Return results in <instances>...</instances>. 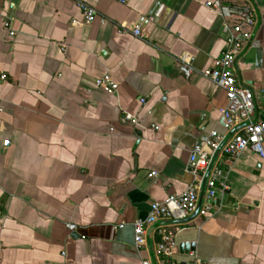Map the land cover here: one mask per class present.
Returning a JSON list of instances; mask_svg holds the SVG:
<instances>
[{"label": "crops", "instance_id": "1", "mask_svg": "<svg viewBox=\"0 0 264 264\" xmlns=\"http://www.w3.org/2000/svg\"><path fill=\"white\" fill-rule=\"evenodd\" d=\"M79 1L98 11L93 22ZM212 1L0 0V264H165L155 253L165 226L179 228L177 260L264 264V159L250 149L223 157L229 190L204 197L206 213L157 222L135 244L151 203L194 181L196 143L239 130L225 127V94L200 74L227 47ZM227 1L256 14L236 73L262 120L264 0ZM105 73L117 92L95 86Z\"/></svg>", "mask_w": 264, "mask_h": 264}, {"label": "built area", "instance_id": "2", "mask_svg": "<svg viewBox=\"0 0 264 264\" xmlns=\"http://www.w3.org/2000/svg\"><path fill=\"white\" fill-rule=\"evenodd\" d=\"M118 1L125 2V0ZM206 5L221 17L223 33L228 35V38L227 47L216 59L215 65L203 70L200 74L211 80L225 94L226 105L221 110L225 127L229 131L236 127H239V130L233 131L230 135L212 130L196 143L188 165L195 179L187 190L181 195L170 196L163 202L151 203L147 217L135 221V244L139 249L145 245L151 225L167 221L176 226L180 221L197 212L202 193L204 197L212 201L229 190L227 172L222 167L223 157L235 159L250 149L264 159V119H254L256 105L253 91L239 82L236 73V61L245 45L254 36L255 11L247 4L227 0H214L207 2ZM79 7L87 23L93 22L99 16L95 8L83 1H79ZM5 26L10 29V35L15 36L12 24L6 22ZM121 32L139 38L144 37L140 25L132 27L121 25ZM182 71L187 75L190 74L192 68L189 63L183 64ZM1 78L6 79L4 75ZM95 86L110 93L117 92L119 89L118 83L110 73L96 78ZM141 101L145 102L144 99ZM127 118L133 123L137 122L131 115ZM5 144L9 145L10 141H6ZM209 209L210 206L201 208L200 211L206 213ZM68 227L71 231L77 228L73 224H69ZM171 227L165 226L160 230L161 240L155 247L158 258L165 259V264H209L195 253L191 254L193 260L190 262L175 259L179 228ZM143 264L151 263L144 261Z\"/></svg>", "mask_w": 264, "mask_h": 264}, {"label": "water", "instance_id": "3", "mask_svg": "<svg viewBox=\"0 0 264 264\" xmlns=\"http://www.w3.org/2000/svg\"><path fill=\"white\" fill-rule=\"evenodd\" d=\"M156 8H158L159 7V4L158 3H156V6H155ZM203 198H204V193H202V195H201V198H200V202H199V206H198V210H197V212L196 213H199L200 212V210H201V208H202V204H203Z\"/></svg>", "mask_w": 264, "mask_h": 264}]
</instances>
